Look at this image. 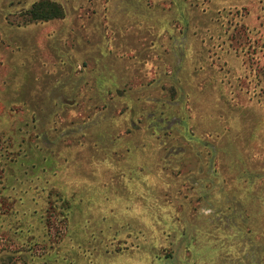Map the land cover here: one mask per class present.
Returning a JSON list of instances; mask_svg holds the SVG:
<instances>
[{
	"label": "rangeland",
	"instance_id": "374dc122",
	"mask_svg": "<svg viewBox=\"0 0 264 264\" xmlns=\"http://www.w3.org/2000/svg\"><path fill=\"white\" fill-rule=\"evenodd\" d=\"M184 1L0 0V264H264V0Z\"/></svg>",
	"mask_w": 264,
	"mask_h": 264
},
{
	"label": "crops",
	"instance_id": "0c3cea01",
	"mask_svg": "<svg viewBox=\"0 0 264 264\" xmlns=\"http://www.w3.org/2000/svg\"><path fill=\"white\" fill-rule=\"evenodd\" d=\"M190 2V0H186V1H184V3H189ZM230 2H231V4H233L232 3V1L231 0H210V4L211 5H218V6H229V4H230ZM230 4V5H231ZM188 5V4H187ZM209 5V4H208ZM210 5V6H211ZM188 8V7H187ZM165 17L167 18V16H165V15H162V14H158V13H154L153 15H152V18L153 19H156V20H158V21H160V20H164L165 19ZM226 90H227V88H226ZM226 94L228 95V97H229V99H230V104H228V105H226L225 103H220V106H221V108L223 107V109L225 108H229V107H231L232 105V99H231V93H229V88H228V91H226ZM230 95V96H229ZM247 106V105H246ZM250 112L251 113H255V111H254V109H251L250 110ZM233 115H235L236 117H235V121H234V123L232 124V126L230 127V129H237V130H241V131H244V132H248V133H250L251 131H253V127L251 128V127H246L245 126V118H244V116H242L241 115V113L239 112V108H237V109H233V112H231ZM239 113V116H237V114ZM228 117H229V115H227ZM215 123V122H214ZM214 126V125H213ZM213 128V127H212ZM221 131H222V133H226V131H227V128H221L220 129V133H221ZM212 133H215V134H219L218 133V131H214V130H212L211 131ZM197 166H198V168L200 167V166H202V161H201V159L199 158L198 159V164H197ZM250 201H252V194L251 195H249V202ZM248 214V213H247ZM249 215V214H248ZM247 223V222H246ZM246 223H245V225H246ZM247 225L249 226L248 227V230L249 231H251V229H252V227H251V225H249V222L247 223ZM252 232V231H251ZM252 233H249V238L252 236L251 235ZM251 235V236H250ZM250 239H252V238H250Z\"/></svg>",
	"mask_w": 264,
	"mask_h": 264
},
{
	"label": "trees",
	"instance_id": "16d2710c",
	"mask_svg": "<svg viewBox=\"0 0 264 264\" xmlns=\"http://www.w3.org/2000/svg\"><path fill=\"white\" fill-rule=\"evenodd\" d=\"M34 7L36 8V10L32 11V12L35 14V15L33 14L35 19L32 21L39 20V19L42 20V19L62 18L63 17V10L58 5L48 4V5H45L43 7L42 4L38 3ZM259 69L261 70L263 68H259ZM257 73H258V70H257ZM259 82L262 84V87L264 88V77L260 78ZM262 104L264 105V99L262 100Z\"/></svg>",
	"mask_w": 264,
	"mask_h": 264
},
{
	"label": "flooded vegetation",
	"instance_id": "af4514ba",
	"mask_svg": "<svg viewBox=\"0 0 264 264\" xmlns=\"http://www.w3.org/2000/svg\"><path fill=\"white\" fill-rule=\"evenodd\" d=\"M237 4H239V2H233L232 5H237ZM232 5H231V6H232ZM218 110H219V107H216V112H217ZM212 122H213V117H212V119L210 120V122H208V126H210ZM206 131H208V132L211 133V131H210L208 128H207Z\"/></svg>",
	"mask_w": 264,
	"mask_h": 264
}]
</instances>
